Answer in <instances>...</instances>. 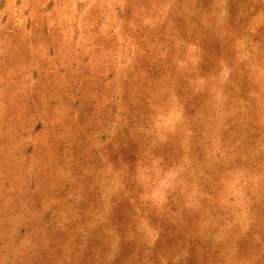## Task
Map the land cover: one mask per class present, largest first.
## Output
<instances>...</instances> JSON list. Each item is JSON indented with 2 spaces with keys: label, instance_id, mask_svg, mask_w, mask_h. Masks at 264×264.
<instances>
[{
  "label": "rangeland",
  "instance_id": "374dc122",
  "mask_svg": "<svg viewBox=\"0 0 264 264\" xmlns=\"http://www.w3.org/2000/svg\"><path fill=\"white\" fill-rule=\"evenodd\" d=\"M0 264H264V0H0Z\"/></svg>",
  "mask_w": 264,
  "mask_h": 264
}]
</instances>
